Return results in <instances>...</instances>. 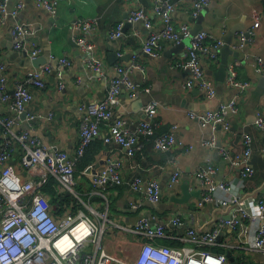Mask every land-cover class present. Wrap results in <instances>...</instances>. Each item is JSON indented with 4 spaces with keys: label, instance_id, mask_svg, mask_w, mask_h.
Instances as JSON below:
<instances>
[{
    "label": "built area",
    "instance_id": "obj_1",
    "mask_svg": "<svg viewBox=\"0 0 264 264\" xmlns=\"http://www.w3.org/2000/svg\"><path fill=\"white\" fill-rule=\"evenodd\" d=\"M10 1L0 0V25L5 24L10 15L17 16L24 7V3L20 2L10 10ZM64 1L66 0H37V3L39 7L55 14L58 5ZM210 2L211 0H193L192 14L198 16ZM177 7L178 3L172 0H157L152 10L138 6L110 35L114 38L121 37L126 23H142L149 31L144 52L153 56L156 55V47L160 42L180 45L183 37L191 36V46L173 67L189 71V78L183 84L185 88L198 87L205 97L213 99L217 90L213 79L206 74L204 64L206 59L220 63V48L225 43L224 39L205 30L192 34L187 23L177 26L173 21ZM158 21L162 23L159 30L155 28ZM260 24L261 21L255 19L251 28L244 29L233 40L231 47L239 55H234L227 66L228 86L241 91L250 86L249 81L240 79L238 67L244 61H253L249 53H241L256 35ZM29 28L22 23L13 27L11 35L14 38V49H27L25 43L30 37ZM75 30L78 32L76 42L84 55L86 67L84 73L79 75V80L106 79L105 61L97 53V45L91 39L98 30V19H80L75 24ZM27 51L32 60H36L41 53L36 44ZM134 60L130 68L116 66L118 76L107 81L106 98L80 106L85 114L81 119L80 143L74 156L66 150L50 146L38 133H33L31 128L33 122L45 118L42 112H36L32 108L35 100L32 88L45 87L46 77L53 71V66L44 65L27 71L10 91L8 66L0 61V101L11 103L13 113L11 116L0 117V264H227V253L210 247L220 245L219 239L224 229L236 231L245 222H249L252 228L253 248L264 254V197L256 198L257 191L248 195L233 194V183L216 184L214 177L217 169L210 162L200 165L196 171V177L205 185L204 197L199 201L198 207H202L204 203H216L212 218L207 221L199 218L198 209L189 207H180L181 209H176L173 214L159 221L154 220L153 216L141 214L131 227L112 223L107 212L99 213L94 210L98 215L97 221L83 211L74 216L70 214L62 220L55 217L49 200L40 193L45 179H37V174L42 178L43 173L46 178L48 174L55 176L62 185L63 192L81 200L77 191V160L97 138L103 136L108 143L124 149L132 168L137 166L135 155L141 139L154 138L153 147L158 151L183 146L184 143L178 137V125H173L162 133L158 132L155 104L146 108L147 118L135 125L129 119L116 115L115 107L119 103L123 87L126 86L132 92L135 89L131 74L134 68L142 65L138 57ZM60 64L69 67L72 63L64 58L60 60ZM253 65L258 73L264 72L260 56L255 57ZM64 88V82L60 81L59 90ZM238 97L239 95L221 102L216 109L204 114L192 112L190 116L202 128L216 123L230 131L232 124L227 116L229 112L236 114L240 111ZM52 117L53 114H50L49 118ZM103 126L110 128V132L106 133ZM257 126L264 129V117L259 116ZM244 138L246 147L242 153L231 155L224 146L219 148L220 154L240 170L242 180L255 173L252 164V137L245 133ZM203 144L217 147L214 137L205 139ZM190 149L192 147L186 150ZM20 151L23 153V165L28 170V180L22 179L9 162L11 156ZM170 162L175 168L169 183L173 187L182 183V172L176 159ZM126 167L127 163L123 158L113 157L107 160V165L102 169H87L83 172L91 179V194L101 197L106 208L109 207L106 192L115 185L125 184L122 173ZM130 186L151 202L162 199V188L157 179L136 176ZM221 192L230 193V196L220 198ZM132 208L140 210L141 204L134 203ZM212 221L217 223L214 227H208ZM134 236L145 240L134 239ZM173 242L180 245H172ZM91 246H94L92 252L88 251ZM113 249L117 252L114 253Z\"/></svg>",
    "mask_w": 264,
    "mask_h": 264
},
{
    "label": "crops",
    "instance_id": "obj_2",
    "mask_svg": "<svg viewBox=\"0 0 264 264\" xmlns=\"http://www.w3.org/2000/svg\"><path fill=\"white\" fill-rule=\"evenodd\" d=\"M156 1L66 0L58 5L55 14L39 7L37 0L10 1V10L20 2L24 3V7L17 16L10 15L6 23L0 26V61L8 66L9 90L12 91L14 83L27 71L44 65L53 66V71L46 77L45 87L32 88L35 98L32 108L36 112H42L45 117L31 124L33 133H38L50 146L66 150L74 156L80 143L81 119L85 114L80 106L106 98L107 81L118 76L116 66L130 68L134 64V58L138 57L142 66L134 68L131 74L135 89L132 92L126 86L123 87L119 103L115 107L116 115L129 119L135 125L147 118L146 108L155 104L158 132L178 125V137L184 143L183 146H175L169 151H158L153 147V139H141L135 155L137 166L132 168L124 149L114 143H108L103 136L93 142L90 147L95 159L86 170H100L107 165V160L113 157L123 158L127 163L122 173L125 184L115 185L106 192L108 208L101 197L91 194L89 177L77 176V191L81 197L79 201L62 191V185L55 176L48 174L46 178L43 173L42 178L37 174V179H45L40 193L47 197L58 220L83 211L97 221L98 215L94 210L99 213L107 212L112 223L131 227L141 214L153 216L154 220L159 221L180 207H189L198 209L199 218L207 221L212 218L216 203H204L202 207H198L199 201L204 197L205 185L196 177V171L200 165L208 162L217 169L214 177L216 184L233 183V194L248 195L257 191L256 198L264 197V129L257 126L259 116L264 117V88L259 86V76L264 72L258 73L253 65L255 57L260 56L264 67V0H211L198 16L192 14L193 0H172L178 3L173 14L174 23L177 26L189 24L192 34L205 30L224 39L236 25L242 23L243 27L234 36L235 41L241 31L252 27L255 19L261 21L256 35L241 53H249L253 61H244L238 67L240 79L250 82L248 88L241 91L239 88L228 86L227 69L225 80H218L220 63L205 60L206 74L213 79L217 90L213 99L205 97L198 87L185 88L183 84L189 78V72L173 67L191 46V36L183 37V48L178 50L175 44L160 42L156 47L155 56L144 52V43L149 31L142 23H126L123 36L111 37L110 33L120 22L128 19L134 8L143 6L152 10ZM86 18L98 19V30L91 39L96 43L97 53L106 64V79L101 81H80L78 78L86 67L84 55L76 42L78 32L75 30V24L78 20ZM19 23L30 27V37L25 43L27 49L16 50L13 46L11 30ZM157 24L155 28L161 29L162 23L158 21ZM33 44L41 49L36 60H32L27 51L32 49ZM233 57L234 55L229 56V62ZM64 58L71 61V66H61L60 60ZM34 61H38V64H34ZM60 81L65 84L63 90H59ZM238 95L240 111L236 114L230 112L227 116L232 124L230 131L224 130L222 125L216 123L202 128L190 116L192 112L204 114L209 109L214 110L221 102ZM10 106L11 103L0 101V117L13 114ZM50 114H53L52 118H49ZM104 129L109 131L108 128ZM245 133L252 137V164L255 173L242 180L240 170L220 154L219 148L224 146L231 155L244 152ZM212 137L216 139L217 147L203 144L205 139ZM189 147L192 149L187 151ZM15 155L11 156L10 164L22 179L28 180V170L22 161L23 153L18 152ZM172 159L178 161L182 172V183L173 187L169 186L175 169L170 162ZM136 176L157 179L162 188L161 201L151 202L135 191L130 183ZM186 181H189L192 197L189 202L179 203L175 199L183 197L182 185ZM227 195L230 196V193L221 192L219 197L224 198ZM134 203L141 204V209L134 210ZM216 223L212 221L208 227H214ZM134 239L145 240L140 236H134ZM253 239L249 222H245L236 231L224 229L220 235L219 246L226 253L231 252L234 257L233 261L229 258L227 264H264V254L253 248ZM113 252H117L116 249H113Z\"/></svg>",
    "mask_w": 264,
    "mask_h": 264
},
{
    "label": "water",
    "instance_id": "obj_3",
    "mask_svg": "<svg viewBox=\"0 0 264 264\" xmlns=\"http://www.w3.org/2000/svg\"><path fill=\"white\" fill-rule=\"evenodd\" d=\"M1 26V25H0ZM243 27V24L236 25L227 36L224 37V45L220 48V54H221V62H220V68L217 72V78L220 81H224L226 77V69L229 64V56L235 55L238 56L239 53L234 51L231 47L235 34ZM176 50L183 48V44L177 45ZM34 64H38V61H34ZM189 72V71H188ZM260 83L259 86L264 88V74H261L259 76ZM210 110V109H209ZM208 110V111H209ZM230 113V112H229ZM183 189V197L179 199H175V201L179 203H186L189 202L190 198L192 197V192L190 191L189 187V181L184 182L182 185ZM228 258H230L232 261L234 260V257H232L231 252L228 253Z\"/></svg>",
    "mask_w": 264,
    "mask_h": 264
},
{
    "label": "trees",
    "instance_id": "obj_4",
    "mask_svg": "<svg viewBox=\"0 0 264 264\" xmlns=\"http://www.w3.org/2000/svg\"><path fill=\"white\" fill-rule=\"evenodd\" d=\"M104 127V126H103ZM104 128H108V127H104ZM109 129V131L108 132H110V128H108ZM165 131H167V130H165ZM105 132H106V130H105ZM108 132H106V133H108ZM162 132H164V131H161L160 133H162ZM105 133V134H106ZM98 139V138H97ZM96 139V140H97ZM152 139H154V138H152ZM95 140V141H96ZM95 141H93V142H95ZM0 142H1V140H0ZM93 142L85 149V152H84V154H83V156H81L78 160H77V169H76V177L78 176V175H81L82 177H86L87 178V176H85L84 174H83V171L84 170H86V168H87V166L90 164V163H92L93 161H94V153L92 152V149H91V145L93 144ZM20 153H22L21 151H20ZM16 156V155H15ZM79 190V189H78ZM91 191H92V189H91ZM172 245H180V243H176V242H173V243H171ZM212 250H215V251H219V252H225V251H223L222 250V248L220 247V246H214V247H210ZM226 253V252H225Z\"/></svg>",
    "mask_w": 264,
    "mask_h": 264
},
{
    "label": "rangeland",
    "instance_id": "obj_5",
    "mask_svg": "<svg viewBox=\"0 0 264 264\" xmlns=\"http://www.w3.org/2000/svg\"><path fill=\"white\" fill-rule=\"evenodd\" d=\"M87 212L90 214V212L88 210H87ZM93 248H94V246L89 247L88 251L92 252Z\"/></svg>",
    "mask_w": 264,
    "mask_h": 264
},
{
    "label": "clouds",
    "instance_id": "obj_6",
    "mask_svg": "<svg viewBox=\"0 0 264 264\" xmlns=\"http://www.w3.org/2000/svg\"><path fill=\"white\" fill-rule=\"evenodd\" d=\"M227 255H228V253H227ZM228 260H229V258H228ZM228 263V262H227Z\"/></svg>",
    "mask_w": 264,
    "mask_h": 264
}]
</instances>
